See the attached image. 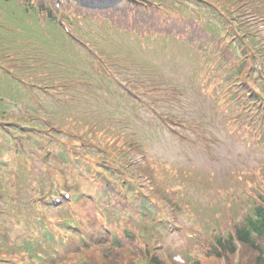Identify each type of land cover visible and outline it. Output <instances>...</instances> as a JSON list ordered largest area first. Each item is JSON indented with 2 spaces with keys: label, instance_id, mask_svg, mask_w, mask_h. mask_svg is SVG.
Returning <instances> with one entry per match:
<instances>
[{
  "label": "rangeland",
  "instance_id": "rangeland-1",
  "mask_svg": "<svg viewBox=\"0 0 264 264\" xmlns=\"http://www.w3.org/2000/svg\"><path fill=\"white\" fill-rule=\"evenodd\" d=\"M18 1L19 4L22 3V0ZM161 1L164 4L162 9H166L167 4L170 3L175 6L180 5L179 7L176 6L178 13L185 17H191L193 21L190 22H193V27L196 22L201 23V27L199 30L194 29L193 31L194 35H197V38L191 36V33H181L180 30H173L170 36L171 38L173 37V39L168 40L171 38H166V40H164L173 43L164 45L166 49L163 52L146 50L143 54L148 57L149 53L151 55L153 53L155 58L152 63L160 66L157 74H160L161 78L165 79L163 83L165 86L167 85L166 80L170 81V79H173L180 83L179 87L185 90V92H189V94L184 95L180 101L175 103L173 112L176 116L185 118V120L197 117L205 123L206 126L202 129L203 131L207 130L206 132H210L207 133V135L214 140L210 146L212 149L211 152L213 154L215 153L216 159L209 161V159L202 157L203 153L196 148L186 151L177 146L174 147L171 145L172 142L169 135L165 132L155 137L156 142L153 141L152 146L147 150L146 156L151 157L155 161V166L159 174L165 177L164 180L166 182L169 181L168 185H170L174 191V197L178 198L180 201L182 200V204L186 207L185 213L187 216L185 219L182 217L181 220V223L183 222L185 224L186 230L179 234L170 233L165 237L164 241H166L167 252L175 256L179 264H192L194 261H199L200 264H211L210 260L205 257V254L210 251V238H207L205 234L196 235L194 233L203 227L212 226V223H223L228 219L232 225L241 224L245 214L249 212L248 206H250L251 203H244L242 197L239 201H234L238 195V191L232 189L229 191L228 186L233 184L239 176H243L245 171L250 168L261 167L264 164V145H257L255 143L250 144L249 141L244 142V140L250 139H244L243 137V141L235 140L236 136L239 134L236 130L240 132L243 131V129H237L240 119L238 113L230 110L231 107L229 105L223 106V104L216 103L210 95L209 97H204L203 94L199 93L200 82L195 81L194 83L193 74L195 73L197 62L194 59L195 54H192L191 50L195 49V53L200 52L201 45L207 44L204 37H208V35L205 34V30L211 34L218 35L222 31L221 26L223 22L215 17L211 10H208L202 1ZM217 1L219 3L222 2L221 0ZM227 7L229 11L237 7L241 10L235 18L238 16L243 18L245 16L247 20L253 18L251 22L255 23L259 20L258 15L264 9V5L257 6V0H229ZM242 7H244V9H241ZM84 9L85 8H81L79 11ZM55 10V13L59 12L60 14L56 13L58 17H68V25L73 29V31L70 29L71 32L83 36L84 38H80L82 40L78 41L89 48L92 47L95 53L102 54L103 62L100 65L92 63L89 57L74 44L73 38L70 36L65 37L60 28H57L54 23L49 24L42 16L35 14L32 10L28 11L32 15H27V19L25 11L18 7L13 0H8L7 2H5V0H0V118L30 111L29 106L31 103L24 93V91L29 88V82L25 79L26 75L29 76V78L41 82L43 73H49V81H59V77L55 79L52 78L62 75L61 72L43 61L36 63L34 67H29L24 71V65L32 63L36 60L35 58L44 59L53 55L59 61V64L56 65L58 68L73 65V67H69L71 69H67L66 73L79 76L87 75L89 78H95L93 80L101 83L98 88L103 90L106 86L108 88L112 86L111 83L107 82L110 80L115 70L114 63L116 62L118 54L117 48L122 44L124 45V42L117 41L116 44H111L110 41L128 40L129 44L134 45L131 41L133 40L132 35L145 36V31H153L152 34L145 39L150 40V43L161 40L157 38L159 35H162V33L156 31V27L155 29H151L149 23H142L138 27H133L132 24H126L122 19L123 11L120 12L118 10L112 13L101 12L102 14L98 15L82 16L78 15V10L73 7H65L64 9L56 7ZM253 12L258 13L256 17L249 15ZM139 15V12H136L134 16ZM161 15L163 16L164 14ZM127 17L132 21L131 14ZM231 21L232 19H228V22ZM165 24L171 26L168 23ZM256 26L254 31L257 32L258 29ZM190 31H192V27ZM148 34L149 33H147V35ZM79 35L78 37H80ZM174 40L177 42L174 43ZM138 41L141 42V40ZM161 42L162 41H160V43ZM27 48L32 59H28L29 55ZM124 48H129V45L124 46ZM119 55L121 56L120 59L122 63L137 61L127 55ZM98 78H100L101 81ZM143 78L144 76L142 75L138 77V79ZM141 84L145 89H149V87L152 86L151 82L148 84L147 82L141 81ZM163 84L158 83L157 87L164 90L165 87ZM224 88L222 95L228 94L229 96L231 92L227 91L228 87L226 88L225 86ZM143 90L142 88V91ZM171 93L170 90L169 93L165 92L163 96L168 97ZM246 94L248 93L246 92ZM114 100L116 101V99ZM201 101H204V103ZM193 102L196 103L192 105ZM227 115H229L230 120L226 117ZM143 116L145 115L143 114ZM260 117H264V108L260 110ZM77 119L88 121L89 117L82 115L77 116ZM59 121L60 120L57 119L58 124ZM138 125L141 126V123ZM30 126L38 130L36 125ZM246 135L249 134L246 133ZM4 138L5 134L0 131V143L3 142ZM22 139L25 141L24 137H22ZM159 139H161V143L158 142ZM58 141L61 142V146L62 144H67V142L63 140ZM13 152L14 154H19L20 157H23L25 153L21 149H15ZM53 153L56 158L60 156L66 159V157L69 156L72 168L75 169V167H78L77 165H80L78 168L85 173H87V171H107L110 169L102 166L103 164H108V160L105 158L92 159L85 149L79 148L74 150L70 153L72 158L68 155V152H65L62 148ZM134 157L135 163L140 164V169H142V159H139L137 155ZM66 161L69 162L68 159ZM35 164H38L37 160ZM162 164L176 168L182 167L176 173L178 175H180L184 167L196 166V168L192 167V172H195L202 180L201 184L198 186V190L210 187L206 182L207 177L214 180L213 184H216V188L208 192H197L195 186L184 183V178H180L177 182L172 181L174 177L170 176L168 170L164 171V166ZM113 169L118 170L119 168L115 166ZM63 170H70V168L66 167L63 168ZM5 172L6 168L4 164L0 165V191L7 187L6 183L3 181ZM187 174L188 172H186V175ZM106 178L111 181V176L106 175ZM95 180L96 178L93 177V182H91L92 186L96 184ZM170 181L172 182L171 184ZM74 186L75 184L73 183H65L64 179L60 177L47 188V193L55 194L68 190L70 192L72 191L71 194L73 195ZM222 186L226 188H222ZM102 187L109 190L111 193H116L123 189L122 185L115 181H111L108 186L102 185ZM9 192L11 198L16 196V189L15 191L9 189ZM227 197L232 199V203H227ZM25 198L26 195L24 196V200ZM18 203L22 205V209L24 210V201H18ZM220 205L222 206L220 207ZM87 207H89L88 204L84 206V208ZM143 208L151 219H160L161 215L148 203H143ZM110 211L115 215V208H111ZM78 215L83 232L77 234L73 241H67L65 245L54 247V249H52L54 253L51 254L50 258L44 261L43 264H74V262L84 256V252L67 259L69 252L66 250V247L74 243L76 245L71 246L72 251L78 252L77 244L81 239H83L84 244H87L88 241L96 242L94 238L101 232L98 224L94 225L93 223L90 225L89 220L91 217H87L86 211L80 210ZM139 220L138 218V221ZM159 222H161V220H159ZM63 224L65 226L69 225L68 222H64ZM221 226L224 228L223 231L227 230L226 225ZM144 227L147 228L145 225ZM141 233H144V228L141 229ZM26 236H28V234H26ZM139 250L140 245L135 251ZM124 252L129 255L130 249H126ZM244 253L247 258H254L255 256L247 247H245ZM180 255L181 257L184 255L188 256L189 260L187 262L182 261L181 257L178 258ZM114 263L118 264L117 260H115Z\"/></svg>",
  "mask_w": 264,
  "mask_h": 264
},
{
  "label": "trees",
  "instance_id": "trees-1",
  "mask_svg": "<svg viewBox=\"0 0 264 264\" xmlns=\"http://www.w3.org/2000/svg\"><path fill=\"white\" fill-rule=\"evenodd\" d=\"M19 5L18 6L20 8H22V6H25L26 10H32L35 14L42 16L45 20H48L50 22L54 20L52 12H50L49 9L46 8V5H44L43 2L38 1L35 3L32 0H22V3H20ZM118 10L120 12L123 11V14L127 13L125 4H121L117 8H113L111 11L116 12ZM221 74L223 73L221 72ZM236 233L238 240L242 244L248 246L252 254H255L254 258H246L245 264H264V209L262 207L255 206L252 209V214L246 216L242 221L241 225L236 226ZM214 241L216 242L217 247L212 245L210 246L211 250L214 253H217L219 251V248H222L223 251L229 250L231 253L233 252L234 248L232 246L230 236L222 238L218 234L214 237ZM26 247L29 248L33 253L40 248V244L38 242H32L27 244ZM188 260L189 259L187 258V261ZM156 261L157 260H154L153 264ZM157 264L162 263L157 262ZM192 264H199V262L194 261Z\"/></svg>",
  "mask_w": 264,
  "mask_h": 264
}]
</instances>
